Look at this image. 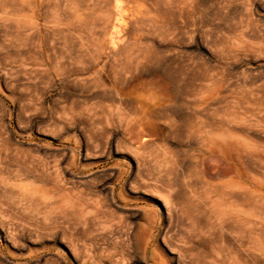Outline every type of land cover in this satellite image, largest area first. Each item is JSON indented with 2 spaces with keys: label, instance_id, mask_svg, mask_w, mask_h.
<instances>
[{
  "label": "rangeland",
  "instance_id": "374dc122",
  "mask_svg": "<svg viewBox=\"0 0 264 264\" xmlns=\"http://www.w3.org/2000/svg\"><path fill=\"white\" fill-rule=\"evenodd\" d=\"M0 264H264V0H0Z\"/></svg>",
  "mask_w": 264,
  "mask_h": 264
},
{
  "label": "bare ground",
  "instance_id": "6f19581e",
  "mask_svg": "<svg viewBox=\"0 0 264 264\" xmlns=\"http://www.w3.org/2000/svg\"><path fill=\"white\" fill-rule=\"evenodd\" d=\"M27 170V169H26ZM28 171V170H27Z\"/></svg>",
  "mask_w": 264,
  "mask_h": 264
}]
</instances>
